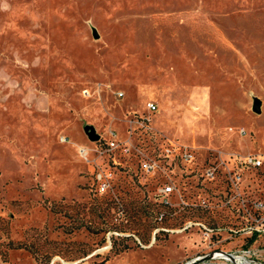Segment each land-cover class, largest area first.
Segmentation results:
<instances>
[{
    "label": "rangeland",
    "instance_id": "obj_1",
    "mask_svg": "<svg viewBox=\"0 0 264 264\" xmlns=\"http://www.w3.org/2000/svg\"><path fill=\"white\" fill-rule=\"evenodd\" d=\"M141 123L192 146L199 162L259 155L242 185L264 205V0H0V264L194 256L202 243L193 230H152L186 219L221 224L222 211L160 205L155 178L137 173L132 157H118L123 167L97 194L91 164L77 154L94 145L86 125L99 140L111 131L158 152ZM221 243L264 259V236Z\"/></svg>",
    "mask_w": 264,
    "mask_h": 264
},
{
    "label": "built area",
    "instance_id": "obj_2",
    "mask_svg": "<svg viewBox=\"0 0 264 264\" xmlns=\"http://www.w3.org/2000/svg\"><path fill=\"white\" fill-rule=\"evenodd\" d=\"M144 108L150 113L157 111L153 102H146ZM139 127L146 133H152L160 142L158 152L143 153L136 149L130 136L120 140L111 131L105 137L100 136V140L93 141L92 148L78 147V156L85 163L91 164L94 192L101 195L110 189L117 169L123 167L118 157H132L137 173L155 178L153 200L160 205H176L182 210H199L208 214L222 211L226 217L221 224L186 219L177 228L155 227L152 230V235L159 232L186 234L193 230L192 234L200 237L205 250L197 252L180 264L209 252H214L213 256L197 264H233L224 253L218 251L229 254L236 264L264 263V259L259 258L257 249L241 248L233 251L222 250L216 246L217 243L236 235H243L250 242L254 241L256 236H264V205L257 199L250 200L242 185L244 174L260 167L262 158L250 153L218 152L199 162L192 146L175 138L151 132L143 123L139 124ZM61 140L65 141L64 138ZM216 184L220 188L211 189ZM163 217L164 212L161 211L157 219L161 220ZM112 233L117 234L114 231ZM217 236L222 238L213 240Z\"/></svg>",
    "mask_w": 264,
    "mask_h": 264
},
{
    "label": "water",
    "instance_id": "obj_3",
    "mask_svg": "<svg viewBox=\"0 0 264 264\" xmlns=\"http://www.w3.org/2000/svg\"><path fill=\"white\" fill-rule=\"evenodd\" d=\"M93 36L96 37V34L93 33ZM260 100L258 98H253L252 100V103H251V111L254 112V113H259L260 112ZM84 131H85V134L88 138V140L90 141H96L98 139V134L94 131L93 127L91 125H86L84 126ZM218 252H221V253H224L230 260L233 264H236L233 260V258L223 252V251H218ZM214 252H209V253H206L204 254L203 256L199 257V258H195V259H191L189 261H186L182 264H197L201 261H204L208 258H211L213 256ZM260 264H264V263H260Z\"/></svg>",
    "mask_w": 264,
    "mask_h": 264
},
{
    "label": "crops",
    "instance_id": "obj_4",
    "mask_svg": "<svg viewBox=\"0 0 264 264\" xmlns=\"http://www.w3.org/2000/svg\"><path fill=\"white\" fill-rule=\"evenodd\" d=\"M197 236H198V235H197ZM198 237H199V236H198ZM199 241H200V237H199ZM248 241H249V240H248ZM229 245L231 246V245H232V242H229ZM217 247H218L219 249H222V250H231V249H232L231 247H228L227 244H223V243L218 244ZM203 250H205V249H204V244H200V246H197V249H196L195 251H193L192 254H193V253L196 254L197 252H199V251H203Z\"/></svg>",
    "mask_w": 264,
    "mask_h": 264
},
{
    "label": "trees",
    "instance_id": "obj_5",
    "mask_svg": "<svg viewBox=\"0 0 264 264\" xmlns=\"http://www.w3.org/2000/svg\"><path fill=\"white\" fill-rule=\"evenodd\" d=\"M105 260H106V258H104L103 260H101V261H99V262H97V263H95V264H101V263H103Z\"/></svg>",
    "mask_w": 264,
    "mask_h": 264
}]
</instances>
